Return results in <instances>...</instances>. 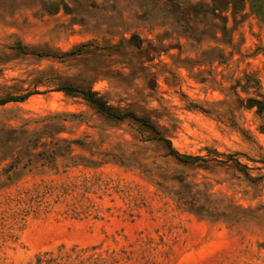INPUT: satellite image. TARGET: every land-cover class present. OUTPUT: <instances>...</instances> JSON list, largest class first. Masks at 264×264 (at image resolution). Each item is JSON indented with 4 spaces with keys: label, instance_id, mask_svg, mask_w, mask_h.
<instances>
[{
    "label": "rangeland",
    "instance_id": "1",
    "mask_svg": "<svg viewBox=\"0 0 264 264\" xmlns=\"http://www.w3.org/2000/svg\"><path fill=\"white\" fill-rule=\"evenodd\" d=\"M211 6L0 0V53L18 39L93 44L64 61L9 56L0 96L49 70L149 115L180 153L207 159L182 163L55 85L0 105V264H264V111L246 107L264 100V0H246L236 23ZM226 16L235 29L224 37ZM133 33L142 49L120 46ZM246 74L259 84L246 90ZM10 155L20 164L6 176Z\"/></svg>",
    "mask_w": 264,
    "mask_h": 264
},
{
    "label": "trees",
    "instance_id": "2",
    "mask_svg": "<svg viewBox=\"0 0 264 264\" xmlns=\"http://www.w3.org/2000/svg\"><path fill=\"white\" fill-rule=\"evenodd\" d=\"M210 1L212 5L211 6L212 13L214 15H216V12L220 8L226 11H230L231 15L234 18L235 23L237 22V19L240 15L245 14L246 0H210ZM224 18H226V21H224L225 23L224 26L222 27L223 36L224 37H226L227 35L231 36L232 35L231 30L233 31L235 28L227 27L228 16ZM216 38L218 40H224V39H219L217 36ZM120 42H121L120 46H122V42H124L126 46H132L137 49H142L143 46L142 39L134 33ZM227 43L230 44V42ZM92 45H93L92 41H86V42H79L67 50H61V49L53 50L49 48H41V47L39 48L34 45L24 43L22 40L18 39L15 43L7 47L10 48L11 50L10 53H6L5 51L1 52L3 57H0V63H4L8 61L9 56L11 55L12 57L31 55L38 58H51V59L64 61L70 58H75L90 51L91 50L90 46ZM33 74L35 75V77L29 82V84L32 85L31 88L23 89L21 90L20 93L19 92L6 93L0 96V105L6 104L11 101H24L33 94L44 92V91H40L39 89L40 85H45V86L55 85L54 86L55 90L63 91L66 95L69 96H79L83 98L90 107H92L97 112L105 115L107 118L115 122L129 121L136 124L138 127H140L143 131H145L148 134L147 135L148 140L155 141L163 145V147L166 149L167 154L172 156L178 161L185 164H201L199 163V161H204V162L207 161V159L199 155H188V154L180 153L172 145L171 138L167 134L163 126H161L159 123L154 121L149 115L139 114L133 109L122 108L111 104L103 94H101L98 90L93 89L92 86L77 85L68 80L60 79L59 76L53 74L49 70L39 69L33 71ZM246 77H247V82L243 85L244 87H246V90H248V88L252 84H259V80L256 79L255 77L249 74H246ZM254 106L257 107V111L259 113H263L264 100L255 97H248L246 99V107L251 108ZM1 143H7V142H5L4 140L1 141ZM31 146L36 149L38 147V144L29 145L28 148L29 152H31V148H32ZM40 152L42 151H39V153ZM17 158L18 157L16 155L11 156V161L8 162L5 165V167L2 169V171H4L3 173L4 175L10 176V174H13L14 169L17 167L16 165L20 164ZM238 163L240 164V166L245 167L242 170V172L250 179L251 177L248 176V172H247L248 167L240 163L239 161Z\"/></svg>",
    "mask_w": 264,
    "mask_h": 264
}]
</instances>
